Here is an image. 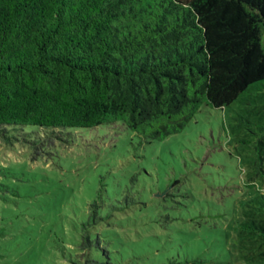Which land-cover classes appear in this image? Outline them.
<instances>
[{"label":"rangeland","instance_id":"1","mask_svg":"<svg viewBox=\"0 0 264 264\" xmlns=\"http://www.w3.org/2000/svg\"><path fill=\"white\" fill-rule=\"evenodd\" d=\"M27 130L0 140V264H258L240 223L264 167V81L162 141L121 123Z\"/></svg>","mask_w":264,"mask_h":264},{"label":"trees","instance_id":"2","mask_svg":"<svg viewBox=\"0 0 264 264\" xmlns=\"http://www.w3.org/2000/svg\"><path fill=\"white\" fill-rule=\"evenodd\" d=\"M262 81L264 0H0L6 144L117 123L162 141ZM247 187L240 232L264 264V167Z\"/></svg>","mask_w":264,"mask_h":264}]
</instances>
